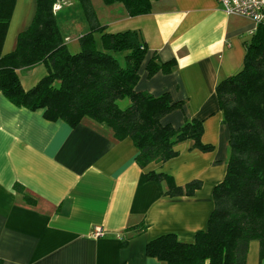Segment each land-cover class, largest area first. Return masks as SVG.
<instances>
[{"label": "crops", "instance_id": "0c3cea01", "mask_svg": "<svg viewBox=\"0 0 264 264\" xmlns=\"http://www.w3.org/2000/svg\"><path fill=\"white\" fill-rule=\"evenodd\" d=\"M54 10L69 49L66 14L75 12L80 27L89 24L77 0H62ZM96 16L109 32L137 30L147 45L136 88L157 96L168 92L183 104L167 113L163 123L178 127L186 119L203 121L201 140L209 151L180 142L175 157L140 167L130 138L116 140L111 129L88 118L74 127L48 120L43 109L11 103L0 92V258L3 264H162L145 253L153 238L173 233L192 241L206 229L213 209L212 192L225 176L228 126L215 93L217 83L243 64L244 42L256 24L229 15L216 0H152L149 13L129 16L120 4L92 0ZM36 0H16L2 52L14 50L20 31L34 16ZM59 22V21H58ZM74 50V49H72ZM174 62L149 76L152 56ZM18 74L32 87L46 72L37 65ZM25 71V70H24ZM148 171L170 175L180 186L199 180L191 195L164 194L166 184L148 180ZM19 183L35 199L26 203L14 189ZM143 221L147 228L122 245L129 226ZM103 235L95 237V227ZM246 264H264L259 242L251 240Z\"/></svg>", "mask_w": 264, "mask_h": 264}, {"label": "trees", "instance_id": "16d2710c", "mask_svg": "<svg viewBox=\"0 0 264 264\" xmlns=\"http://www.w3.org/2000/svg\"><path fill=\"white\" fill-rule=\"evenodd\" d=\"M59 0H36L30 25L20 31L14 50L2 46L16 0H0V92L14 105L43 109L48 120H63L74 127L84 118L108 126L116 140L130 138L137 149L136 163L165 162L178 153L176 146L186 140L192 147L209 151L201 140L203 121L186 119L174 127L162 118L182 106L168 92L153 95L136 88L147 45L137 30L109 32L98 20L92 0H77L89 28L78 37L79 49L70 51L53 6ZM120 4L129 16L149 13L152 0H101ZM241 68L222 78L215 93L228 126V158L224 178L214 186L213 209L206 229L192 241H181L173 233L161 234L145 246V253L162 264H246L251 240L259 242L264 257V20L244 42ZM174 60L162 62L152 56L148 75L166 70ZM43 65L45 74L30 88L22 86L18 71ZM129 99L122 108L119 101ZM148 180L166 184L164 194L191 195L199 180L177 185L163 172L148 171ZM14 189L26 203L35 199L21 184ZM147 228L141 221L125 229L122 245ZM0 264H3L0 258Z\"/></svg>", "mask_w": 264, "mask_h": 264}, {"label": "built area", "instance_id": "2783aa9c", "mask_svg": "<svg viewBox=\"0 0 264 264\" xmlns=\"http://www.w3.org/2000/svg\"><path fill=\"white\" fill-rule=\"evenodd\" d=\"M229 15H241L251 19L256 25L264 20V0H216ZM92 235H103L101 227L94 228Z\"/></svg>", "mask_w": 264, "mask_h": 264}, {"label": "rangeland", "instance_id": "374dc122", "mask_svg": "<svg viewBox=\"0 0 264 264\" xmlns=\"http://www.w3.org/2000/svg\"><path fill=\"white\" fill-rule=\"evenodd\" d=\"M62 1V0H59ZM59 1H57L56 3H58ZM59 6L57 4H55L53 6V9L56 10ZM61 16H58L57 21H59V24H61ZM79 17L75 14V12H71L69 14H66L65 17V22L66 25L68 26V28L70 29V35H71V40L68 42L69 43V50L70 51H77L79 49V44H78V38L77 35L74 34L75 29H77L78 27H80V21H79ZM74 49V50H72ZM21 72H26V70L21 71ZM129 104V99L125 98L121 101H119V105L120 107L124 108Z\"/></svg>", "mask_w": 264, "mask_h": 264}]
</instances>
